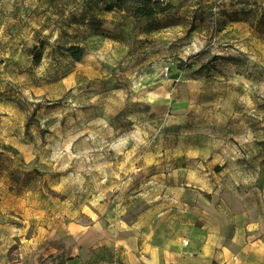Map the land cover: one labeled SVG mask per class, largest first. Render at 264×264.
<instances>
[{"label":"rangeland","instance_id":"rangeland-1","mask_svg":"<svg viewBox=\"0 0 264 264\" xmlns=\"http://www.w3.org/2000/svg\"><path fill=\"white\" fill-rule=\"evenodd\" d=\"M109 2L0 0V197L23 201L0 213V264L72 261L25 256L46 215L96 202L133 225L160 180L264 206V0H181L150 20Z\"/></svg>","mask_w":264,"mask_h":264},{"label":"crops","instance_id":"crops-1","mask_svg":"<svg viewBox=\"0 0 264 264\" xmlns=\"http://www.w3.org/2000/svg\"><path fill=\"white\" fill-rule=\"evenodd\" d=\"M0 186L2 191L10 187ZM150 188L146 200L157 208L153 216H142L133 225L115 222L114 214L99 215L96 202H64L57 215L41 218L43 225L26 241L25 256L36 260L40 254L47 257L70 249L73 260L64 264H262L260 193L257 206L240 190L238 207L232 208L205 205L206 191L192 183L178 186L160 180ZM22 202L14 194H3L0 213L14 212ZM7 228L14 237L24 229ZM54 241L64 248L50 245Z\"/></svg>","mask_w":264,"mask_h":264},{"label":"trees","instance_id":"trees-1","mask_svg":"<svg viewBox=\"0 0 264 264\" xmlns=\"http://www.w3.org/2000/svg\"><path fill=\"white\" fill-rule=\"evenodd\" d=\"M181 0H110L106 5V12H121L133 20H150L157 15H164L174 8V2ZM75 61H79L83 55V49L71 46L64 49ZM34 62L38 64L41 53L34 51ZM182 67H180L181 69ZM208 66L202 65L196 72L198 75L208 76ZM205 72V73H203ZM3 148L10 149L3 146Z\"/></svg>","mask_w":264,"mask_h":264},{"label":"built area","instance_id":"built-area-1","mask_svg":"<svg viewBox=\"0 0 264 264\" xmlns=\"http://www.w3.org/2000/svg\"><path fill=\"white\" fill-rule=\"evenodd\" d=\"M183 245L186 246L187 245V242H183ZM185 258V256H183Z\"/></svg>","mask_w":264,"mask_h":264}]
</instances>
